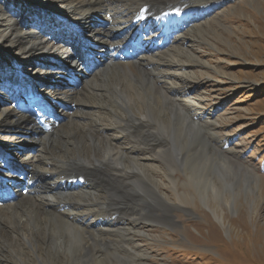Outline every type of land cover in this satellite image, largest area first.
Instances as JSON below:
<instances>
[{"label":"bare ground","instance_id":"1","mask_svg":"<svg viewBox=\"0 0 264 264\" xmlns=\"http://www.w3.org/2000/svg\"><path fill=\"white\" fill-rule=\"evenodd\" d=\"M206 1L198 5L190 0H58L67 5L56 8L55 15L64 20L49 18L40 9L37 17H31L34 22L26 24L24 14L28 11L13 18L0 12V40L15 51L13 55L4 49L11 61L7 63L26 61L32 67L27 74L2 66L8 71L0 76V85L4 87L10 78L17 82L19 77L36 81L34 84H53L43 96L51 97V103L62 109L58 114L66 116L50 132L40 131L32 120L16 112L4 95L0 158H6L7 150L15 154L28 167L29 179H39L40 186L0 205V264H63V260L64 264H106L107 253L116 254L120 264L125 263V253L117 249L112 252L106 246L113 241L112 236L126 244L138 235L142 223L147 227L172 226L161 220L169 217L173 222V207H180L169 202L154 179L163 170L159 160L170 165L171 169L163 173L180 200L187 192L176 187L174 167L190 152L193 156L185 158L191 160L189 184L194 183L200 194L206 191L210 169L218 168L219 162L217 154L214 158L205 154V143L209 140L221 151L225 142L215 132L213 111L198 112L190 91L177 84L171 73L173 66H178L187 77V64L194 60L173 53L186 52L182 44L185 39L197 42L202 37L192 32L190 36L191 29L183 30L189 23L175 16L184 33L180 40L158 50L161 57L149 54L134 61H113L107 48L142 7H146L144 14H150L173 5H192L203 19L204 8L213 5L205 7ZM99 14L105 27L95 20ZM197 24H193L195 28ZM61 27L67 30L63 31L66 36L57 39L53 29ZM82 40L95 43L103 65L91 75L74 68L83 82L81 88L59 90L56 85L68 75L59 64L73 67L72 56L78 53ZM47 57L51 62L44 63ZM37 62L54 66L41 67ZM64 104H71L69 113ZM46 144H52L50 154ZM28 145L34 153L18 151ZM9 169L7 161L0 162V170ZM239 170L249 176L242 167ZM222 179L227 185L233 184L227 181L238 182L233 172L223 173ZM77 181L82 182L81 187L75 185ZM129 249L136 254L135 248ZM8 252L16 259L13 263Z\"/></svg>","mask_w":264,"mask_h":264},{"label":"rangeland","instance_id":"2","mask_svg":"<svg viewBox=\"0 0 264 264\" xmlns=\"http://www.w3.org/2000/svg\"><path fill=\"white\" fill-rule=\"evenodd\" d=\"M190 1L201 5L199 3L206 0ZM207 1L205 7L210 3L213 5L210 9L204 8L203 19L197 14L190 15L193 23L198 21V29L196 25L188 29H191L190 36L197 34L202 38L197 42L182 41L188 56L184 51L173 53L195 63L187 64V77L178 66H173L171 73L177 84L190 91L198 112L213 111L214 131L225 144L219 151L207 140L204 147L210 158L217 154L218 160L215 159L219 167H211L206 191L200 194L194 183L189 184L191 160L185 161V158H191L193 154L187 153L174 167L176 187L180 192H187L186 197L178 200L173 185L168 184L163 173L171 167L166 161L159 160L163 170L154 175V179L169 202L180 205L172 210L175 222L167 217L161 222L165 225L173 223L172 226L147 227L142 223L138 226V235L126 244L112 236L113 241H108L106 246L112 252L117 249L125 253L127 261L122 264H264V0ZM59 6L65 8L67 5L59 4L58 0H0V12L6 17L13 18L28 11L24 14L25 24L34 22L31 17H37L40 9L49 14V18L54 17ZM100 15L96 18L102 19ZM60 31L57 34L67 30ZM13 48L7 41L0 40V76L8 71H3L2 66L13 72L17 69L30 74L32 67L26 61L19 65L7 63L11 61L4 49L15 55ZM158 55L156 53V57H161ZM106 56L108 59L109 55ZM49 62L47 57L44 63ZM10 79L7 82H16ZM4 95L0 90L2 101ZM60 118L57 113L55 121ZM44 146L50 154L52 144ZM27 147L31 148L30 145ZM6 153L11 152L7 150ZM240 167L249 176L239 170ZM230 172L236 175L238 182L226 180L233 183L227 185L222 174ZM195 178L200 176L195 175ZM184 180L188 183L182 184ZM130 247L135 248V255ZM7 255L12 263L16 261L11 252ZM107 257L106 264H120L116 254L107 253Z\"/></svg>","mask_w":264,"mask_h":264}]
</instances>
